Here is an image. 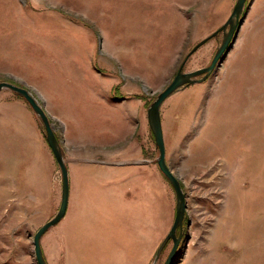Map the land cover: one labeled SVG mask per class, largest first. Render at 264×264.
I'll return each mask as SVG.
<instances>
[{
    "label": "rangeland",
    "instance_id": "obj_1",
    "mask_svg": "<svg viewBox=\"0 0 264 264\" xmlns=\"http://www.w3.org/2000/svg\"><path fill=\"white\" fill-rule=\"evenodd\" d=\"M235 2L0 0V81L27 89L47 112L65 71L87 66L88 73L112 86L113 102H134L144 116L142 125L136 118L133 136L106 147L128 144L141 154L135 162L140 166H104L88 174L98 180H78L83 174L72 165L68 211L57 223L61 232L58 225L41 238L50 264H76L58 241L77 219L80 193L97 204H107L111 196L114 205L133 203L138 209L133 234L131 217H124L125 231L108 230L97 220L92 234L118 243L92 250L90 256L100 258L86 264L164 263L172 240L155 254L173 223L176 200L156 163L147 107L181 65L188 72L210 63L222 32L188 53L228 19ZM10 99L16 109L23 103L33 114L28 138L33 155L17 167L11 162L0 177V264H37L33 235L59 208L61 174L39 117L21 96L3 89L0 104ZM160 113L166 162L186 200L182 237L170 264H264V0H246L241 22L211 74L172 93ZM48 118L63 144V123ZM137 234L139 248L130 237Z\"/></svg>",
    "mask_w": 264,
    "mask_h": 264
},
{
    "label": "crops",
    "instance_id": "obj_2",
    "mask_svg": "<svg viewBox=\"0 0 264 264\" xmlns=\"http://www.w3.org/2000/svg\"><path fill=\"white\" fill-rule=\"evenodd\" d=\"M71 69L65 71L67 75L64 76L66 80L63 82V87L56 90L55 98L51 100L47 109L51 116L63 123V144L61 141L60 144L64 162L68 169V179H71L72 165L76 171L83 174V177L80 176L78 180H98L96 176L88 174L104 166L124 169L140 166L135 162L142 158L141 154L134 148L130 150L128 144L124 148L120 147L112 151L107 150L106 147L117 145L125 138L128 139L134 135L135 126L138 128L137 117H140L142 125L144 117L142 109L136 112L133 106L139 107V105L133 102L130 106L128 100L113 102L110 97L112 86L110 84L106 86V83L97 80L95 74L88 73L87 66L79 65ZM68 72H75L78 75L71 76ZM2 90H0V93ZM21 98L23 97L21 96ZM14 104H16L14 99L0 104V177L4 175L3 170L11 162L17 167L19 164L32 160L33 155V146L30 144V139H28L33 137L31 134L33 131V114L25 104H18L19 110L16 109ZM28 106L30 107L29 104ZM30 109L32 110L31 107ZM56 136L58 137L57 134ZM66 145H68V148L65 150L64 147ZM134 163L137 165H134ZM92 192L97 195L94 191ZM70 199L69 188L66 213ZM78 201L75 213L77 219H74L72 225L63 231V237L58 241V243L61 242V249H63L64 254H67L66 257L73 258L76 264L92 263L91 259L100 258V256H90L92 250L100 251L107 246L111 247L113 244L118 243L111 236L103 239L101 236L98 237L92 234L94 225L99 222L97 220H101L102 226L107 224L108 230L114 226H121L123 231H125L126 228L123 226V221L126 220L124 217H131V221L127 220L129 229L131 226L133 227L130 232L133 234L136 231L133 224L138 221L136 214L138 209L133 203H130L129 206L126 205V208L122 207L121 204L114 205L110 196L107 204L101 205L95 203V200L91 196L85 195V193L79 194ZM104 210L106 213L103 212ZM133 216L135 217L134 219ZM58 225L55 224L50 228L58 227ZM146 227L149 229L150 222H148ZM60 229L61 226L59 225V234L61 232ZM138 229H142L141 223ZM140 232L144 233L145 228ZM130 237L134 241L131 242L137 248L143 246L142 235L141 237H138V234L136 236L130 235ZM149 246V249H152L151 243ZM41 247L47 264H50L44 247L42 245Z\"/></svg>",
    "mask_w": 264,
    "mask_h": 264
},
{
    "label": "water",
    "instance_id": "obj_3",
    "mask_svg": "<svg viewBox=\"0 0 264 264\" xmlns=\"http://www.w3.org/2000/svg\"><path fill=\"white\" fill-rule=\"evenodd\" d=\"M245 3L246 0H236L228 19L212 34H210L209 36L198 42L188 53V55H190L199 46L205 43L209 38L215 36L219 32H222L221 43L216 49L210 63L202 68L188 72L182 71L183 67L181 65L177 73L171 80V82L162 91L158 93L156 98L147 107L148 125L152 133L155 146L158 150L156 163L158 165L159 170L163 173V175L167 178V180L171 184L175 193V200H176L173 223L169 231L167 232L166 236L162 240L155 254L157 258V256L159 255L160 251L163 249L165 244L169 240H172L173 242L172 248L163 264H170L177 250L180 239L182 237L181 229L186 211V200H185V194L183 192L178 177L170 169L165 159V144L163 137L160 108L163 101L170 94L178 90L180 87L184 85L204 81L211 74L217 63L224 55L225 51L228 49L229 44L241 22V14L244 9ZM4 88L10 89L16 92L17 94H19L20 96H22L28 102L34 113L41 120L44 129V136L59 166V170L61 174V200H60L59 208L56 214L51 219L43 223L33 235L34 254L37 264H47L41 247V237L44 234V232L51 226L55 225L64 216L66 212L68 197H69L68 169L64 162L61 144L54 132V129L52 128V125L44 109L40 106V104L36 101V99L31 95V93L27 89L7 81H0V90Z\"/></svg>",
    "mask_w": 264,
    "mask_h": 264
},
{
    "label": "bare ground",
    "instance_id": "obj_4",
    "mask_svg": "<svg viewBox=\"0 0 264 264\" xmlns=\"http://www.w3.org/2000/svg\"><path fill=\"white\" fill-rule=\"evenodd\" d=\"M244 6H245V4H244ZM170 95H171V94H170ZM170 95H169V96H170ZM169 96H168V97H169ZM168 97H167V98H168ZM164 101H165V100H164ZM42 108H43V107H42ZM45 113H46V112H45ZM46 115H47V114H46ZM165 159H166V155H165ZM68 178H69V177H68ZM66 209H67V208H66ZM65 213H66V212H65ZM64 215H65V214H64ZM63 217H64V216H63ZM63 217H62V218H63ZM62 218H61V219H62ZM61 219H60V220H61ZM60 220H59V221H60ZM59 221H58V222H59ZM58 222H57V223H58ZM57 223H56V224H57ZM48 229H49V228H48ZM48 229H47V230H48ZM47 230H46V231H47ZM46 231H45V232H46ZM45 232H44V233H45Z\"/></svg>",
    "mask_w": 264,
    "mask_h": 264
}]
</instances>
